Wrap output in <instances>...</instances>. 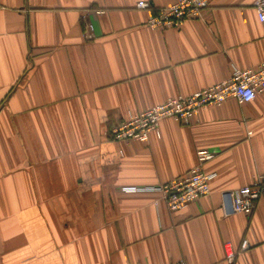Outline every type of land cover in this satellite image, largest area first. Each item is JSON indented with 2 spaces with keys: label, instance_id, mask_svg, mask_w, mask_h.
<instances>
[{
  "label": "crops",
  "instance_id": "1",
  "mask_svg": "<svg viewBox=\"0 0 264 264\" xmlns=\"http://www.w3.org/2000/svg\"><path fill=\"white\" fill-rule=\"evenodd\" d=\"M139 1L0 0V264H264V201L226 215L222 194L264 175V92L163 119L147 141L109 136L262 63L256 0L159 29L149 17L176 0ZM199 150L215 154L209 195L170 211L135 190L186 175Z\"/></svg>",
  "mask_w": 264,
  "mask_h": 264
},
{
  "label": "built area",
  "instance_id": "2",
  "mask_svg": "<svg viewBox=\"0 0 264 264\" xmlns=\"http://www.w3.org/2000/svg\"><path fill=\"white\" fill-rule=\"evenodd\" d=\"M211 0H176L171 5L162 7L152 14L147 25L152 29L180 27L188 20L202 19L205 9ZM257 16L264 27V0L255 1ZM137 7L149 9L147 0H140ZM93 26L86 27V35L91 36ZM264 92V61L256 68L242 69L234 67L231 76L213 86L197 91L191 95H179L169 98L165 103L154 105L139 113H128L127 118L110 130V138L114 141H147L150 133H158L160 121L172 118L181 124L194 122L200 112L209 107L221 105L229 99L239 103L252 101L257 94ZM215 156L204 150L198 151V162L190 171L168 183L135 188L137 191H156L162 194L170 211L186 208L192 202L211 193L210 182L215 176L208 173L204 164ZM224 211L226 215H251L260 200L264 201V175L254 183L223 191ZM247 245V241L243 246ZM227 257L232 259L234 251L228 249ZM169 264H186L184 260Z\"/></svg>",
  "mask_w": 264,
  "mask_h": 264
}]
</instances>
